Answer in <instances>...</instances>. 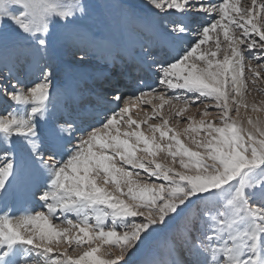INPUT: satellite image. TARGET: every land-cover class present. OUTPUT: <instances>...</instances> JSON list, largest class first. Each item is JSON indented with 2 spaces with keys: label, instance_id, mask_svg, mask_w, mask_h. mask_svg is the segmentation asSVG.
<instances>
[{
  "label": "snow or ice",
  "instance_id": "snow-or-ice-1",
  "mask_svg": "<svg viewBox=\"0 0 264 264\" xmlns=\"http://www.w3.org/2000/svg\"><path fill=\"white\" fill-rule=\"evenodd\" d=\"M125 34L137 51L119 73L90 70ZM262 83L264 0H0V264H264V120L246 102ZM134 100L161 120L150 136ZM172 100L213 102L186 117L200 150L168 127ZM19 196L40 210L14 215Z\"/></svg>",
  "mask_w": 264,
  "mask_h": 264
},
{
  "label": "rangeland",
  "instance_id": "rangeland-1",
  "mask_svg": "<svg viewBox=\"0 0 264 264\" xmlns=\"http://www.w3.org/2000/svg\"><path fill=\"white\" fill-rule=\"evenodd\" d=\"M122 2L126 3V4H138L137 1L135 0H122ZM261 2V0H257V5H259ZM250 6L251 5V0H239V6L240 7H244V6ZM120 36H117L115 38V42L113 44L112 49H110L109 47H105V46H101V45H97L93 48V53L90 57V70H98V71H102V72H108V73H112V74H118L120 71V66L121 63H127V59H124L123 61H119V57L121 56L122 53L125 52L126 49V44L125 41L122 38H119ZM222 38V37H221ZM70 40H76L75 38L73 39L72 36L69 37ZM212 41H210L211 43ZM96 51H94V49H96ZM110 49V50H109ZM111 52L112 56L109 57V59L107 60V53ZM94 54V55H93ZM113 60L115 61V63H113ZM245 63H248L247 57L245 59ZM252 63L255 65L257 62L256 61H252ZM73 64L72 58L70 56H63L61 58V67L62 69L65 68L66 66V71L62 70L60 73H58V87L63 86V83L70 77H72L74 75V70L71 67ZM245 75L247 76V69L245 70ZM152 81L151 80H146V84H151ZM154 86V85H153ZM261 87H264V83L261 84ZM249 88L251 89L252 86L249 85ZM127 94H131L130 92ZM167 95H173V93L169 92ZM147 99V97L145 98ZM64 101H65V97L62 96V98L59 99V104L60 107H63L64 105ZM246 102L249 105V109L248 112L253 115H259L260 118L262 120H264V112H260V113H251L250 112V106L252 103H256L257 105L260 106H264V93H260V92H256L255 90H252L246 97ZM58 103V101H57ZM153 104L155 105H159L161 103L160 100L158 99H154L152 101ZM212 101H205L203 103H196V104H192L191 102H189L187 105L182 101V100H172L171 104H164L163 108L160 109V112L164 115L167 116L169 118V125L168 127L173 128L177 133H179L181 140L184 142L185 146L192 148L193 150H200L196 147L195 143L192 141L191 137L192 136H196L195 132H191V133H185V129L188 127V124L190 123L189 121L186 120L187 116H192L194 118V121L198 122L201 118L202 113L205 111V104H209L212 105ZM134 105V106H133ZM180 108H184V112L180 115L177 116L175 115L176 112L179 111ZM152 106L148 105V104H144L142 102L139 101H131L130 102V113L133 116L134 119L138 120V121H143L147 119V123H143L140 126V130L143 131L145 133V135H151V131L148 127L149 124H160L161 120L156 119V118H151L148 119L149 116L152 115ZM207 111L209 112V116L206 117V120H213L214 118H217L219 115L218 110L214 107V106H210ZM233 115H235V113H233ZM245 116V109L242 107L241 108V116L240 119H243ZM247 126V125H245ZM123 127H122V131H123ZM131 130V129H129ZM171 135V133H170ZM203 134L201 133L200 136H197V139H199ZM157 138H159V133H156ZM167 142V137H165L164 141H161L162 144H166ZM137 157L146 159V160H150L153 159V157L149 156L148 154H146L145 152H143V145H140L139 150L137 151ZM155 159L158 162H163V163H170L172 158L168 155L167 153V149L164 148L162 150H159L157 152V155L155 157ZM116 162L118 163L119 166H124L122 164H120L119 158H116ZM175 167H179L178 164L175 165ZM143 177V173H141V178ZM134 178L135 174H134ZM98 183L102 184L103 183V174H101V176L98 178ZM107 188L109 189H113L115 187V185L111 182H109L106 185ZM18 201V197L14 198V201L12 202L11 207L14 209V211L16 209H21L22 204H17ZM34 202V203H33ZM34 205V206H33ZM32 206L36 208L37 211L40 210L39 206L37 205V203H35V201H32ZM31 206V207H32ZM101 208L106 207V206H100ZM74 219V216L71 217ZM53 224H59L58 220H53L52 221ZM69 245L66 242H61L60 244V248L63 249L64 247H68ZM104 246L101 247V252H103ZM71 254V251L70 253Z\"/></svg>",
  "mask_w": 264,
  "mask_h": 264
},
{
  "label": "bare ground",
  "instance_id": "bare-ground-1",
  "mask_svg": "<svg viewBox=\"0 0 264 264\" xmlns=\"http://www.w3.org/2000/svg\"><path fill=\"white\" fill-rule=\"evenodd\" d=\"M135 1H137V3L138 4H142L143 2H144V0H135ZM73 37V39L75 38L76 40L78 39L77 37H75V36H72ZM119 38H122V37H119ZM123 39H124V41H125V44H126V49H125V52L124 53H122L121 54V56H123V54H124V56H123V58L122 57H119V58H121V59H119V61H123L124 59H127V60H129L133 55H135V52L137 51V48H136V37H135V35H130V34H125L124 36H123ZM110 49H112V48H110ZM109 49V50H110ZM97 50V48L96 49H94V51H96ZM98 51V50H97ZM94 55V54H93ZM107 60L109 59V57L110 56H112V53L111 52H109V53H107ZM128 62V61H127ZM60 98H62V97H60ZM59 98V99H60ZM59 99H58V106H60L61 104H59L60 102H59ZM13 201H14V199H13ZM18 203L17 204H22V205H19V206H22V208L21 209H18V210H23V208L24 207H31L32 206V202H31V204H26L25 203V200H24V198L22 197V196H19L18 197ZM34 203V202H33ZM36 203V202H35ZM38 205V204H37ZM34 206V205H33ZM32 206V207H33ZM17 210V209H16ZM14 211V215H18L19 214V212L18 211Z\"/></svg>",
  "mask_w": 264,
  "mask_h": 264
}]
</instances>
